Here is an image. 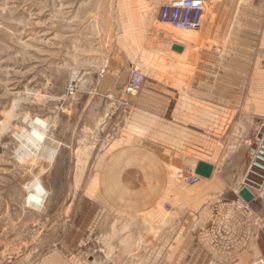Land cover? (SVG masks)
I'll return each mask as SVG.
<instances>
[{
    "label": "rangeland",
    "instance_id": "1",
    "mask_svg": "<svg viewBox=\"0 0 264 264\" xmlns=\"http://www.w3.org/2000/svg\"><path fill=\"white\" fill-rule=\"evenodd\" d=\"M161 5L0 0V264H153L156 222L170 218V194L185 183L178 172L189 174L200 159L217 162L226 176H245L244 182L255 177L264 196L258 177L264 167L250 152L264 131V0H205L204 26L193 31L158 22ZM219 7L235 17L226 51L215 55L214 76L243 65L246 81L232 86L229 101L213 102L216 116L199 118L203 128L212 123L209 146L204 138L171 164L149 153L142 137L147 119L130 113L134 97L124 87L134 66L150 75L144 47L171 61L173 45L193 39L181 34L210 44L204 18ZM131 17L150 28L145 36H128ZM240 40L247 42L245 53L235 51ZM40 122L48 124L45 148L21 161L17 134L38 133ZM48 149L55 150L52 160ZM34 180L46 193L40 208L25 202L38 192L29 189ZM140 220L147 229L126 239L122 234Z\"/></svg>",
    "mask_w": 264,
    "mask_h": 264
},
{
    "label": "crops",
    "instance_id": "2",
    "mask_svg": "<svg viewBox=\"0 0 264 264\" xmlns=\"http://www.w3.org/2000/svg\"><path fill=\"white\" fill-rule=\"evenodd\" d=\"M166 1L146 0V3L163 5ZM234 17L235 13L232 14L229 7H219L217 12L204 18L207 30L203 39L207 37L210 44L203 41L200 45L194 44L195 36L181 34L178 36L180 39L185 35L193 39L186 40L185 44L177 43L183 51L174 50L171 61L160 55L155 57L151 50L144 47L147 72L154 76L146 75L143 91L130 99V113L135 111L147 119L143 122L142 137L149 153L156 152L159 158L165 156L169 163L180 164L181 150L200 147L198 144L204 138L206 146H209L208 133L212 123L208 125L206 121L203 128L198 123L199 118L216 116L213 102L229 101L235 91L232 86L243 85L246 81L243 65L238 67V77L233 75L235 72L231 74L230 68L222 69L220 75L214 76L215 69H218L217 63L214 65L215 55L226 51ZM130 21L134 24H130L128 36H145L150 30L136 25L132 17ZM203 26L202 23L198 30H202ZM240 42L235 51L245 53L243 45L247 42ZM167 66L173 70L167 71ZM125 83L126 79L117 82L112 90L120 89ZM217 109L222 115L223 107ZM165 126L171 130L166 131L168 128ZM167 133L172 134L167 136ZM199 161L205 160L200 159L197 163ZM207 162L214 166L210 178H203L190 186L184 183L173 187L169 202L172 203L169 212L172 214L168 220L159 216L156 222L157 255L152 263H264V196L256 187H249L244 182L245 176H226L217 162ZM245 186L256 195L255 200L246 202L249 209L237 202L239 192ZM160 211L148 210L149 213ZM134 225L131 227L133 231L122 234L126 239L136 240L147 229L142 220Z\"/></svg>",
    "mask_w": 264,
    "mask_h": 264
},
{
    "label": "built area",
    "instance_id": "3",
    "mask_svg": "<svg viewBox=\"0 0 264 264\" xmlns=\"http://www.w3.org/2000/svg\"><path fill=\"white\" fill-rule=\"evenodd\" d=\"M192 2L193 0H167L159 9L157 15L158 22L161 24H169L178 30L193 31L200 29L202 26L205 0H198V6L196 7L192 6ZM145 81L146 76L142 73V71L135 66L132 67L128 81L124 87V93L129 98L138 96L144 88ZM263 136L264 131L257 135V146L253 148L251 145L250 152L254 164L257 165V163H259V165L262 164L264 167V149L262 146L264 143L260 144L263 141ZM258 177L264 179V176ZM178 178L180 181L189 185H194L203 179L202 176L195 172V169L189 171V174L180 170L178 172ZM246 180H248V182L245 183L249 185V187H256L258 189V186L262 185V183L258 182V180L253 176H246ZM254 196L253 200L256 199L255 194ZM237 202L249 209V205L241 196L238 197Z\"/></svg>",
    "mask_w": 264,
    "mask_h": 264
},
{
    "label": "bare ground",
    "instance_id": "4",
    "mask_svg": "<svg viewBox=\"0 0 264 264\" xmlns=\"http://www.w3.org/2000/svg\"><path fill=\"white\" fill-rule=\"evenodd\" d=\"M203 15H204V13H203ZM38 128H39V131L36 134L29 132L26 135H24L25 131L22 132L21 134H17L18 137L22 141L20 147L17 149V157L20 158L21 161L27 160L29 157L34 155L39 150V148H41V147H42V149L45 148V147L43 148L42 142L44 141V138L46 136L48 124L40 122ZM44 151L47 152L46 150H44ZM48 153L49 154L47 157L49 158V160H52L54 158V155H55V150L54 149H48ZM38 184H39V182L37 180H34L29 185V189L37 188ZM37 191L38 192L36 194L30 195L28 202L31 203L32 205H34L35 207L40 208L45 202L46 193H45V190L42 188H37Z\"/></svg>",
    "mask_w": 264,
    "mask_h": 264
},
{
    "label": "water",
    "instance_id": "5",
    "mask_svg": "<svg viewBox=\"0 0 264 264\" xmlns=\"http://www.w3.org/2000/svg\"><path fill=\"white\" fill-rule=\"evenodd\" d=\"M172 48H173V50H175L177 52L183 51V47L177 43H175ZM213 169H214V166L211 163H208L205 161H199L197 166H196L195 172L204 178H210L212 173H213ZM239 195L246 202L253 201V199L255 197L253 192L246 186L244 188H242V190L239 192ZM260 264H264V263H260Z\"/></svg>",
    "mask_w": 264,
    "mask_h": 264
},
{
    "label": "clouds",
    "instance_id": "6",
    "mask_svg": "<svg viewBox=\"0 0 264 264\" xmlns=\"http://www.w3.org/2000/svg\"><path fill=\"white\" fill-rule=\"evenodd\" d=\"M192 6H193V7L198 6V0H193V2H192ZM25 202L28 203V200H26ZM28 206L31 207L32 205H31L30 203H28Z\"/></svg>",
    "mask_w": 264,
    "mask_h": 264
}]
</instances>
